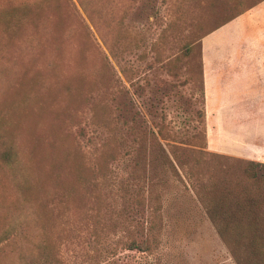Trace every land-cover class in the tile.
I'll use <instances>...</instances> for the list:
<instances>
[{
  "label": "rangeland",
  "instance_id": "obj_1",
  "mask_svg": "<svg viewBox=\"0 0 264 264\" xmlns=\"http://www.w3.org/2000/svg\"><path fill=\"white\" fill-rule=\"evenodd\" d=\"M22 1L0 0V43L5 37L3 10ZM176 2L185 8L179 16L168 9ZM241 7L247 9L238 14ZM175 17L179 22L167 32L163 47L152 50L151 44L166 22ZM126 22L131 39L128 61L138 69L134 84L124 82L125 97L121 106L126 103L129 110L124 112L127 122L135 124L133 117L138 115L137 121L143 119L154 131L168 123L175 125L176 130H184V138H179L180 134L174 138L172 132H166L164 139L159 136L163 143L184 139L190 146L211 151L206 146L205 135L208 126H215L217 134L210 137L211 141L226 138L218 133L233 132L244 146L264 148V0H242L240 5L232 0H136ZM91 40L97 51L107 52L94 29H91ZM208 49L230 52L227 56L215 57L218 69L225 70V80L216 85L218 93L210 94L206 109L202 61ZM17 60L20 61L16 71L21 77L25 62L22 57ZM10 73L8 78L13 80L16 72L12 69ZM237 74L238 80H232ZM98 86L109 95L111 88L106 78ZM61 89V85L51 86L25 110L22 107L17 112L22 118L18 127L22 130L17 132L27 150L26 160L34 182L38 183L30 199L36 205L49 203V194L58 189L61 179L74 180L69 172L67 177L57 176L52 164L57 152L71 147L74 151L70 134L73 128H68L65 114L76 100ZM87 89L88 84L83 83L79 91L83 94ZM90 105L91 101L84 117L78 119L81 125L88 126L90 122ZM221 107L234 108L238 118L219 119L214 110ZM46 134L51 136L47 138ZM128 138L132 143V136ZM3 147L0 142V152ZM136 148L139 150L128 159L118 160L109 168V178L100 188L102 213H108L106 230L111 246L93 243L87 247L89 254L73 259L71 255H80L86 250L85 245L72 249L64 244L62 255L67 263L264 264L263 171L259 172L257 181L246 183L234 176L233 169L240 164L235 159L238 157L229 160L212 157L202 170L210 165V171L204 174L205 181L196 183L197 188L193 189L175 162L161 158L153 161L145 143ZM84 150L87 165L83 173L89 178L94 146L86 143ZM254 160L264 162V156ZM229 167L232 169L225 171ZM20 178L19 169H10L0 159V264H12L16 258L18 238L14 232L7 235L10 229L18 231L21 224H29L35 233L34 209L18 192ZM147 193L151 203L160 205V220L154 230L159 244L152 252L129 250L124 243L136 233L131 230L132 224L140 232L142 222L150 216L149 207L137 206L134 198H143ZM5 233L7 238L3 239Z\"/></svg>",
  "mask_w": 264,
  "mask_h": 264
},
{
  "label": "trees",
  "instance_id": "obj_2",
  "mask_svg": "<svg viewBox=\"0 0 264 264\" xmlns=\"http://www.w3.org/2000/svg\"><path fill=\"white\" fill-rule=\"evenodd\" d=\"M232 1L237 5L242 3V0ZM135 2L24 0L2 12L6 21L3 27L5 37L0 43V142L4 145L0 159L10 169L20 170L18 192L25 202L32 205L36 222L34 234L29 224H21L18 231L12 228L7 232V235L16 233L18 238L15 240L16 258L12 264H69L62 255L64 244L72 249L85 245L86 250L80 255H71L73 259L89 254L87 247L93 243L110 247L106 230L108 213H102L100 188L109 178V168L118 160L122 162L136 153L140 143L146 144L153 161L161 158L166 162H175L193 189L197 188L196 183L205 181L204 174L210 171V165L206 171L202 170L212 157L234 158L190 146L184 139L161 142L159 138L164 139L166 132H172L174 138L177 137L175 134L184 138V130H176L175 125H161L154 131L143 119L137 121L138 115L133 117L134 125L125 119L124 112L128 113L129 110L126 103L121 106L125 97L124 82L134 84L135 74L138 73V69L128 61L131 39L126 25V18ZM247 8L241 7L238 14ZM168 9L178 16L185 11L183 5L177 2ZM177 19L171 18L166 22L151 44L152 50L163 47V39L179 22ZM91 29L95 30L107 52L97 51L93 46ZM18 57H22L25 62L21 77L16 71L20 61ZM157 58L154 59L157 61ZM149 66L152 68L151 63ZM12 69L16 76L9 80ZM105 78L111 88L108 92L110 96L105 95L100 90L101 86H98ZM83 83L88 84V89L82 94L79 90ZM54 85H61L62 93L76 100L65 114L68 128H73L70 134L74 151L71 147L70 150L57 152L52 161L57 176L67 177L69 172L73 174L74 180L67 182L65 178L61 179L57 184L58 189L49 194V203L46 201L36 205L30 199L37 182H34L31 166L26 160L27 150L19 133L22 128H18L22 118L17 112L22 107L25 110L29 103L36 101L37 96L40 97ZM202 95L204 100L203 82ZM90 101V122L88 126L81 125L78 119L84 117ZM50 136L46 134L47 138ZM129 136H132V143ZM86 143L94 146L88 168L91 172L89 178L83 173V167L87 165L84 162ZM235 159L240 163L233 169L237 179L252 183L258 180L260 171L264 173V162ZM231 169L225 168V171ZM81 199L84 202L81 203ZM134 202L145 209L148 206L150 216L142 222L140 232L132 224L131 230L136 233L124 245L129 250L152 252L159 244V237L154 234V230L160 220V205L151 203L149 193L143 198L135 197ZM7 235L5 233L3 239Z\"/></svg>",
  "mask_w": 264,
  "mask_h": 264
},
{
  "label": "crops",
  "instance_id": "obj_3",
  "mask_svg": "<svg viewBox=\"0 0 264 264\" xmlns=\"http://www.w3.org/2000/svg\"><path fill=\"white\" fill-rule=\"evenodd\" d=\"M228 52L230 51L227 49H208L203 53L202 82L206 109L210 94H212L213 91H216V93H218L216 90V85L225 80V70L218 69V65L216 64L218 60H216L215 57L227 56V54H229ZM235 53H237V51H235ZM238 76L239 75L237 74L236 76L232 77V80L233 78L238 80ZM212 87H215V90H213ZM215 113L221 120L223 118L234 119L237 117V112L234 110V108L226 109L224 107H221L217 110H214V114ZM206 130L207 146L213 152L251 160L264 156L263 146H244L243 144L239 143L237 138L234 137L233 132L223 131L221 133H218V136H225L226 138H223L222 140L219 139L218 142H214V139L213 141H211L210 137H216L217 127L208 126ZM212 144H214L215 146Z\"/></svg>",
  "mask_w": 264,
  "mask_h": 264
}]
</instances>
